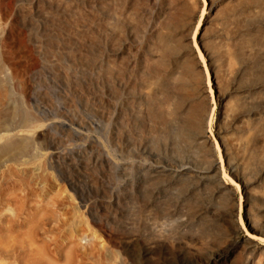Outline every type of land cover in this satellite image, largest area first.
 <instances>
[{
    "label": "rangeland",
    "instance_id": "obj_1",
    "mask_svg": "<svg viewBox=\"0 0 264 264\" xmlns=\"http://www.w3.org/2000/svg\"><path fill=\"white\" fill-rule=\"evenodd\" d=\"M11 19L9 36L0 34V226L11 217L20 241L35 231L48 240L39 222L51 217L58 241L69 244L53 246L45 264H186L192 253L210 256L232 241L217 264H264V0H0V31ZM43 27L75 43L65 53L86 60L84 76L100 72L112 84L106 112L91 108L71 78L60 88L36 72L35 45L56 39L40 37ZM21 80L52 114L27 101ZM66 112L88 125L82 140L45 132ZM59 136L62 153L87 136L97 141L81 159L55 161L50 142ZM149 165L160 173L144 172ZM163 219L172 222L164 238L147 225ZM134 235L144 243L179 240L182 259H131L122 240ZM39 242L34 252L45 248ZM12 243L5 238L3 248ZM22 260L0 253V264Z\"/></svg>",
    "mask_w": 264,
    "mask_h": 264
},
{
    "label": "bare ground",
    "instance_id": "obj_2",
    "mask_svg": "<svg viewBox=\"0 0 264 264\" xmlns=\"http://www.w3.org/2000/svg\"><path fill=\"white\" fill-rule=\"evenodd\" d=\"M9 4V3H8ZM8 6V5H7ZM5 8V7H4ZM7 12H9L6 9H4L3 11V16H7ZM98 13V12H97ZM107 13V12H106ZM114 14V13H113ZM116 16V15H115ZM113 16V17H115ZM9 18V17H8ZM115 19V18H114ZM117 19V17H116ZM115 19V20H116ZM98 20V19H97ZM99 21V20H98ZM97 21V22H98ZM118 21V20H116ZM8 22V20H7ZM61 22V21H60ZM102 22V21H101ZM100 22V24H101ZM113 22V21H112ZM103 23V22H102ZM7 24V23H6ZM99 24V23H98ZM104 24V23H103ZM51 25V24H50ZM31 26V25H30ZM109 26V25H108ZM113 27V25H111ZM3 27V26H2ZM15 27V21H13V19H11L7 25H5L1 31H0V34L3 38H6L7 36H9V34L11 33L12 29ZM32 27V26H31ZM36 27H38L36 25ZM107 27V26H106ZM64 28V27H63ZM20 29V28H19ZM66 29V28H65ZM64 29V30H65ZM105 29V28H104ZM113 29V28H112ZM30 30V29H29ZM58 30V29H57ZM84 30V29H83ZM109 30V29H108ZM111 30V29H110ZM14 31V30H13ZM42 33L40 35V37H56V39L54 41H50L48 43H45L43 45H35V47L38 48V50L41 52V55H42V59L40 61H33V67L36 69V72L40 75H43L44 78H48L51 80V82L53 84H55L56 86L60 87V88H64L65 86H67V82L66 80L71 78L73 81H74V84L76 85L77 89H78V94L79 95H83V96H86V98L88 97L91 102V108L95 109V110H98L100 111L101 113L103 112H106V110H108V107H110V104H111V86L112 84H103L104 82H107V78H103V75L99 72H95L96 73H90L89 75L87 76H84L83 75V72L85 73L86 71L84 70V66H85V61L84 60H81L79 59V62L75 61L74 59H72V57L68 56L67 53H69V51L67 53H65V50L66 49H74V48H77V46H74L75 43H71V39L67 38L68 36H65V35H62V34H59L57 33L53 28H42ZM82 31V29H81ZM90 31V30H89ZM112 31V30H111ZM77 32V31H76ZM106 33V32H105ZM77 34V33H75ZM81 34V33H80ZM84 34V33H83ZM17 35V40H18V43L21 44L22 42V35H21V32H17L16 33ZM15 35V36H16ZM107 35V33H106ZM78 36V35H77ZM91 37V35H90ZM85 39V38H84ZM94 41V40H93ZM96 42V40H95ZM24 43V42H23ZM35 44V42H34ZM85 44V43H84ZM83 44V45H84ZM73 45V46H72ZM82 45V46H83ZM88 47H93L94 45H92L90 42H87V45ZM25 47V45H24ZM31 51V50H30ZM97 52V51H96ZM102 52V51H101ZM6 53V52H5ZM102 54V53H101ZM72 55V54H71ZM3 61H7L9 64H12L13 61H11L12 59L9 58V57H6L5 54H4V57H3ZM95 59V58H94ZM112 60V59H111ZM5 61V62H6ZM91 62V60H90ZM92 62H93V59H92ZM49 65H57L58 68L60 69V72L62 73V78H57L55 76V73L50 69ZM109 66V65H108ZM100 67V65H99ZM103 67V65H102ZM12 68V73L14 76H19L18 75V72L17 70L15 69V67H11ZM92 68V67H91ZM101 68V67H100ZM106 68V67H104ZM84 70V71H83ZM140 70V69H139ZM90 71V70H89ZM88 71V72H89ZM108 72H110L108 70ZM106 73V72H105ZM117 73H119L117 71ZM121 73V72H120ZM131 73V72H130ZM37 74V75H38ZM86 74V73H85ZM110 74V73H109ZM39 75V76H40ZM118 75V74H117ZM132 76L135 74H133V70H132ZM207 75V74H206ZM38 76V79L40 78ZM84 76V77H83ZM109 76V75H108ZM107 77V76H106ZM117 77V76H116ZM35 78V77H34ZM110 79V78H109ZM108 79V80H109ZM115 79V78H114ZM113 79V80H114ZM120 79V78H119ZM136 79V77L134 78ZM141 79V78H140ZM70 80V79H69ZM112 80V83L115 84V81ZM39 82V80H38ZM129 83V82H128ZM131 83V82H130ZM139 83V82H138ZM34 84V83H33ZM34 86V85H32ZM37 86V85H36ZM36 88V87H35ZM39 88V86L37 87ZM55 88V87H54ZM21 92L23 94V96L27 99V101H31L33 102V104L39 108H42L43 110L45 109L47 112H49V114H52V111H48L44 106L43 104H41L40 102H38V98H37V95H31L30 93V90H31V85L28 81H24V80H21ZM40 90V89H38ZM37 90V93H39ZM111 90V91H110ZM117 90V89H115ZM130 90V89H129ZM140 90V89H139ZM143 89H141L140 91H142ZM36 91V90H35ZM121 91V90H120ZM135 91V90H134ZM146 91V90H145ZM210 91V90H209ZM139 92V91H138ZM41 94V92H40ZM143 95V94H142ZM125 96V95H124ZM120 97V96H119ZM117 97V98H119ZM122 98V96H121ZM125 97H123L124 99ZM130 98V97H129ZM139 98V97H138ZM131 99V98H130ZM140 99V98H139ZM41 100V98H40ZM81 100V99H80ZM121 100V99H120ZM138 100V99H137ZM129 101V100H128ZM127 101V103H128ZM134 101V100H133ZM84 103V102H83ZM117 103V102H116ZM118 103H119V99H118ZM132 103V102H131ZM85 105V103H84ZM127 105V104H126ZM139 105V104H138ZM137 105V106H138ZM123 106V105H122ZM129 106V105H128ZM79 108V107H78ZM142 108V107H140ZM139 108V109H140ZM68 109V108H67ZM44 110V111H45ZM124 110V109H123ZM45 111V112H46ZM120 111V109H119ZM126 111V110H124ZM91 113V111H90ZM110 113V112H109ZM113 113V112H112ZM123 113V112H122ZM114 114V113H113ZM124 114H127V113H124ZM135 114V113H134ZM133 114V115H134ZM138 114V113H137ZM136 114V115H137ZM115 115V114H114ZM140 115V113H139ZM137 115V116H139ZM108 116V115H107ZM113 116V115H111ZM112 118V117H111ZM127 119V118H126ZM141 119V118H140ZM117 120V119H116ZM132 120V118H131ZM94 122V121H92ZM96 123V122H95ZM86 124V123H85ZM84 123L81 122L80 119H78V117L72 115L70 112H66V116L63 118V119H52L50 120L45 126V132H54V131H60L61 134H63L64 136L66 137H70V139H73L75 141H80L83 139L84 136H86V134L84 135V130L87 128L88 125H85ZM99 124V123H98ZM97 124V125H98ZM136 124V123H135ZM139 124V123H138ZM122 125H125V123ZM126 126V125H125ZM123 126V127H125ZM115 127V126H114ZM100 128V126H99ZM175 128V127H174ZM117 132V129L114 128ZM130 129V128H129ZM132 130V129H131ZM135 130V129H133ZM129 131V130H127ZM128 133V132H126ZM125 133V137L127 142L130 143V137L128 135H126ZM134 133V132H133ZM130 134V132H129ZM135 134V133H134ZM140 134V132H139ZM138 135V133H137ZM141 135V134H140ZM155 136V135H154ZM153 136V137H154ZM93 136H90L88 138V141L84 144H77L75 145V147L73 149H70L66 152L63 151V153L60 151V146L59 145H62L63 142H65L64 138L62 139L61 136H59V138H55V137H52L51 139V142H50V145H52L51 147V151H50V156L53 160L55 161H59V160H64L65 158H67V156H73V155H76L78 156L80 159L83 158V154L87 152V150L90 151V149H92V144L97 141L95 140L94 138H92ZM120 138V137H119ZM149 138V137H148ZM158 138V137H157ZM138 140V139H137ZM149 140V139H148ZM155 140L156 137H155ZM133 141V140H132ZM143 142V141H141ZM134 143V141H133ZM138 143V141L136 142ZM140 143V142H139ZM97 145V143H96ZM138 146V145H137ZM99 147V146H98ZM97 147V148H98ZM131 147V146H129ZM133 148V146H132ZM150 149V148H149ZM136 150V149H134ZM92 151V150H91ZM155 151V150H154ZM153 151V152H154ZM147 153V152H146ZM150 154V153H149ZM74 157V156H73ZM108 157V156H107ZM195 157V156H194ZM108 160V158H106ZM110 159V158H109ZM109 161H112V160H109ZM115 164L116 162L113 161ZM112 162V163H113ZM57 163V162H56ZM111 163V164H112ZM113 163V164H114ZM114 164V166H115ZM108 165L109 162H108ZM120 165V164H119ZM113 166V165H112ZM111 166V167H112ZM116 166H118L116 164ZM116 166H115V170H117L119 167H117L116 169ZM151 165L146 166L144 168V172H150V173H155V172H158L160 173V171L156 168H150ZM182 166V165H181ZM121 167H123L121 165ZM153 167V166H152ZM159 167V166H158ZM187 167V166H185ZM114 169V168H112ZM141 169V168H140ZM184 169V168H183ZM187 169V168H186ZM126 170V169H125ZM167 170V169H166ZM169 170V169H168ZM171 171V170H169ZM168 171V172H169ZM179 171V169H178ZM194 171V170H193ZM125 172V171H124ZM175 172V171H174ZM184 172V171H183ZM187 172V171H185ZM166 173V172H165ZM164 173V175H166ZM171 174H173L172 172H170ZM177 173V172H175ZM197 173L199 174L198 170H197ZM202 174V172H200ZM126 174V173H125ZM169 174V173H168ZM167 174V175H168ZM193 174V173H192ZM195 174V173H194ZM197 174V175H198ZM155 175H158V174H155ZM163 176V175H162ZM203 176V175H202ZM179 177V176H178ZM171 179V178H170ZM199 180V179H198ZM72 187L74 189V191L77 193V195L79 196V198L81 199L82 202L84 203H88L90 202V199L85 195V191H84V188L80 185V184H76V183H72ZM132 185V184H131ZM160 185V184H159ZM221 185V184H220ZM136 186V185H135ZM134 186V187H135ZM147 188V187H146ZM149 188V186H148ZM162 188V187H161ZM163 188H166V187H163ZM218 188V187H217ZM223 188V187H222ZM140 189V188H139ZM151 189V188H150ZM164 190V189H163ZM221 190V188H220ZM220 190L218 192H220ZM145 191V190H144ZM147 191V190H146ZM157 191V189H156ZM1 192V191H0ZM22 192V191H21ZM164 192H166L164 190ZM24 193V192H22ZM153 193V192H152ZM159 193V192H158ZM11 194V193H10ZM137 194V193H135ZM147 195V194H146ZM165 197H168L165 195ZM36 198V197H35ZM131 198V197H130ZM141 198V197H140ZM144 198V197H142ZM148 198V197H147ZM38 199V198H37ZM42 199V198H41ZM137 199V198H136ZM154 199V198H153ZM158 199V198H157ZM168 199V198H167ZM145 200V199H144ZM160 200V199H159ZM118 201V200H117ZM113 202V201H111ZM163 202V201H162ZM6 203V202H5ZM55 203V202H54ZM157 204V203H156ZM175 204V203H174ZM29 205V204H28ZM56 205V204H55ZM118 205V203H117ZM58 206V205H57ZM161 207V206H160ZM134 208V207H133ZM58 210V209H57ZM169 213V212H168ZM206 214V213H205ZM213 214V213H212ZM63 215V214H61ZM147 216V215H146ZM145 216V217H146ZM50 218L51 217H48V218H43L41 219V221L39 222L42 226H44V230H43V233H45L46 237H48V240H42V237L40 236L39 232L35 231L32 233V235H29L30 238H27L25 237L27 240L30 239L29 241L30 242H26L27 240H21L20 241V232H19V229H18V225H16L14 219H12L11 217L9 218H5L6 220V224L5 226H0V253L2 254H5V255H14L16 258H19V259H23L22 261H26V264H45L44 262V259L46 258H52L54 256L51 257L48 256V254L50 252H52L53 249H51L53 246L54 248L58 245V243H62V244H65V245H68L69 243L67 241H58L57 239V235H55V229H58V227H60V225L57 226V223L55 224L57 227H53L51 225V227L49 226V221H50ZM151 218V217H150ZM166 218V217H165ZM169 218V217H168ZM176 219V218H174ZM146 220V219H144ZM143 220V221H144ZM180 220V219H178ZM199 220V219H198ZM177 222V221H176ZM176 224V223H174ZM3 225V224H2ZM54 225V226H55ZM134 225V224H133ZM149 229H150V232L152 231L154 234H157V236H165L167 235V233L171 232L172 230V222L170 223V220H167V219H163L161 220L160 222L158 221H149L147 223ZM175 227V226H174ZM143 228V227H142ZM54 229V230H53ZM178 230V229H177ZM176 230V231H177ZM184 231V230H183ZM183 231H180V233H184ZM42 232V231H41ZM144 232V231H143ZM116 234V233H115ZM39 235V236H38ZM150 235V234H149ZM13 237V243L12 245H10L9 249L5 250L3 248V244H4V241H5V238L7 237ZM152 236V235H151ZM172 236V235H171ZM183 236V235H182ZM193 236V235H192ZM197 236V235H196ZM161 238H158V239H162ZM194 237V236H193ZM19 238V239H18ZM24 237L21 236V239H23ZM157 238V237H156ZM164 238V237H163ZM190 238H192L190 236ZM70 239V238H69ZM72 239V237H71ZM121 239V238H120ZM146 239V238H145ZM19 240V241H18ZM34 240V241H33ZM36 240H39L40 242V245L41 246H44L45 250L43 248L40 249V246L37 248V251H35L37 254V256H39V254L42 256L39 258H36L35 257V252L33 249V247L35 245L32 244V242L35 244ZM167 240L166 238L164 239V241H160L159 243H156V242H148V243H144L142 241L139 240V238H137L136 235L134 236H125L124 239L122 240V247L125 251V253L127 254V257L131 258V259H135V260H146L148 258H152V257H155V259H171L173 260L174 262H178L179 260L182 259V251L185 249L183 248V243L179 242V240H168V241H165ZM70 241V240H69ZM202 241V240H201ZM64 242V243H63ZM72 242V240H71ZM168 243L169 245H166V247H162L160 244H163V243ZM38 243V242H37ZM202 243V242H201ZM59 244V245H60ZM61 244V245H62ZM158 244V245H157ZM235 244L236 241H232V243H229L228 245H226L225 247L223 248H220L218 250H216L215 252H213V254H211L210 256H203L201 257L200 255H197L195 253H192V259L190 261V263H186V264H217L219 262H225L226 261V258H227V255L228 253L233 249V247H235ZM33 245V247H32ZM58 245V246H59ZM72 246V244H71ZM188 246V244L186 245ZM190 247V246H189ZM193 248V247H192ZM58 249V248H57ZM165 249H168V250H165ZM41 250V251H39ZM44 251V252H43ZM39 252V254H38ZM41 252L43 253V255L41 254ZM189 253V252H188ZM187 253V254H188ZM190 254V253H189ZM47 255V257L45 256ZM29 257L30 259H25V257ZM56 257V255H55ZM54 260H56L54 258ZM50 261V260H48ZM53 261V260H52Z\"/></svg>",
    "mask_w": 264,
    "mask_h": 264
}]
</instances>
